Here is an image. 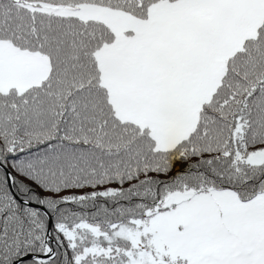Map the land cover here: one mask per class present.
I'll return each instance as SVG.
<instances>
[{"label": "snow or ice", "instance_id": "1", "mask_svg": "<svg viewBox=\"0 0 264 264\" xmlns=\"http://www.w3.org/2000/svg\"><path fill=\"white\" fill-rule=\"evenodd\" d=\"M0 264H264V0H0Z\"/></svg>", "mask_w": 264, "mask_h": 264}, {"label": "trees", "instance_id": "2", "mask_svg": "<svg viewBox=\"0 0 264 264\" xmlns=\"http://www.w3.org/2000/svg\"><path fill=\"white\" fill-rule=\"evenodd\" d=\"M115 186V185H114ZM85 191H89V189H85Z\"/></svg>", "mask_w": 264, "mask_h": 264}]
</instances>
